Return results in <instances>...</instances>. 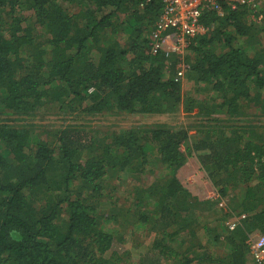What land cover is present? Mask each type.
I'll use <instances>...</instances> for the list:
<instances>
[{
    "label": "trees",
    "instance_id": "1",
    "mask_svg": "<svg viewBox=\"0 0 264 264\" xmlns=\"http://www.w3.org/2000/svg\"><path fill=\"white\" fill-rule=\"evenodd\" d=\"M162 9L0 0V264L253 263L245 241L264 233V8L260 22L242 8L204 11L212 30L182 54L154 51ZM50 110L84 122L41 136L29 120ZM97 115L130 124L81 130ZM193 153L216 199L180 183ZM148 174L156 179L142 184ZM136 177L122 213L113 190ZM234 214L241 223L227 229ZM116 215L130 221L126 234ZM136 229L151 242L125 249Z\"/></svg>",
    "mask_w": 264,
    "mask_h": 264
},
{
    "label": "rangeland",
    "instance_id": "2",
    "mask_svg": "<svg viewBox=\"0 0 264 264\" xmlns=\"http://www.w3.org/2000/svg\"><path fill=\"white\" fill-rule=\"evenodd\" d=\"M190 88L192 89L191 84H189ZM187 89H184V94L191 95L193 97L197 96L196 90L192 91H187ZM203 96V93H201ZM185 116V117H184ZM184 116H180L179 119H184L185 118V124L190 125L189 121L191 117H187L186 114ZM161 117V116H160ZM159 116L155 117H137V119H132L131 122L135 123H142V124H151V123H157L160 122L162 119ZM184 117V118H183ZM187 118V119H186ZM254 121H257L256 119ZM30 123L33 125L40 126V131H41V136H44L47 134L46 130H52L53 127H61L64 126V123L68 124H80L82 126L84 120L82 121V118H79L76 116V113L72 115H64L59 113L58 111H52L50 110L49 113L47 114H39L36 118H33L32 120H29ZM258 122L262 123L264 125V118H261L258 120ZM130 124L129 122L125 120H121L119 122H116V120L113 119V117H108L104 115H97L93 116L91 119L90 124H86L85 126H89L90 128H84L81 130L87 131V133H91L92 135L98 136V132L100 130H106V129H111V130H122L123 128H127L128 125ZM39 131V133H40ZM106 133H103L105 135ZM189 134L191 136V140H194L195 134L193 130L189 131ZM184 148V146H183ZM156 175L159 173V170H155ZM149 175V174H148ZM177 177L180 181V183L192 194L197 196L200 199H207L211 192L214 190V188L211 186L210 181L208 180L207 176L205 173H203L198 166V162L196 160V155L195 153L192 154V157H189L186 164L177 172ZM156 179L155 176H148L147 178L143 177V182L147 183V185H150L154 180ZM129 182L123 183L119 186L118 189L113 190V198L114 199H119L118 201V208L120 211L126 210L130 206V201L132 199L131 191L132 188L135 185H137V180L138 178L136 177L135 179L131 178L128 179ZM114 184L119 185V182L113 181ZM141 184V185H142ZM115 188V187H114ZM112 215H115V211L111 213ZM116 224L122 228V230L125 231L124 234L127 233L129 226L131 225L130 221L127 218H122L118 215H116L115 219H112ZM137 231L133 235H125V240L124 243H122L123 247L126 249H130L133 246L140 245V247L145 246L146 244L150 243L152 240V235L146 236L144 235L145 230L144 229H136ZM144 252V251H143ZM143 255V254H142ZM134 262L138 261V258L133 259Z\"/></svg>",
    "mask_w": 264,
    "mask_h": 264
},
{
    "label": "built area",
    "instance_id": "3",
    "mask_svg": "<svg viewBox=\"0 0 264 264\" xmlns=\"http://www.w3.org/2000/svg\"><path fill=\"white\" fill-rule=\"evenodd\" d=\"M163 9L156 22L154 36L158 49L182 54L190 40L196 35H204L212 30V25L201 22L204 11H214L223 16L226 10L246 8L251 13L264 8V0H161ZM181 64L178 66H182ZM183 74V69L177 71ZM242 216H232L225 221L229 228L235 227ZM246 244L252 256V264H264V233L249 234Z\"/></svg>",
    "mask_w": 264,
    "mask_h": 264
},
{
    "label": "clouds",
    "instance_id": "4",
    "mask_svg": "<svg viewBox=\"0 0 264 264\" xmlns=\"http://www.w3.org/2000/svg\"><path fill=\"white\" fill-rule=\"evenodd\" d=\"M240 9H241V8H240ZM242 9H246V8H242ZM260 10H261V9H260ZM260 10L256 11L255 13H251V12H249V10L246 9V11H247V16H248V20L250 21L251 19H253V20H251V22H252V21L260 22L258 19L255 18V14H256V13H259ZM217 195H218V194H217V192H216L215 189H214V190L211 192L210 196L207 198V200H209V199H216V198L218 197ZM218 207H219V208L225 207V202H224L223 200H221V201L218 203ZM232 216H241V215H236V214H234V215H232ZM232 216H231V217H232ZM241 220H242V218H240V221H239V223H238L237 225H240ZM224 224H225V222H224ZM226 228L229 229V227H227V226H226ZM245 242H246V241H245Z\"/></svg>",
    "mask_w": 264,
    "mask_h": 264
}]
</instances>
